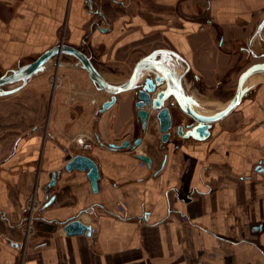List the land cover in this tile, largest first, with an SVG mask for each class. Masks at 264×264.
I'll list each match as a JSON object with an SVG mask.
<instances>
[{"label": "crops", "instance_id": "obj_1", "mask_svg": "<svg viewBox=\"0 0 264 264\" xmlns=\"http://www.w3.org/2000/svg\"><path fill=\"white\" fill-rule=\"evenodd\" d=\"M140 1L0 0V61L16 64L60 44L65 22V44L98 51L100 61L172 51L177 73H190L186 92L207 114L227 106L240 74L264 62V0ZM75 72L89 78L82 68ZM33 78L26 87L42 83ZM247 83L236 109L204 140L179 135L161 143L154 121L137 149L105 147L95 130L105 144L134 140L131 97L121 93L98 113L90 95L104 91L93 83L83 93L89 102L73 108L64 105V91L53 93L43 152L32 133L40 123L25 118L28 135L21 120L9 119L15 133L0 136V264H264V173L257 170L264 167V74ZM78 153L97 162V191L87 170H65ZM40 157L48 171L38 176ZM58 170L56 197L46 206L45 189ZM34 193L39 206L26 238Z\"/></svg>", "mask_w": 264, "mask_h": 264}, {"label": "water", "instance_id": "obj_2", "mask_svg": "<svg viewBox=\"0 0 264 264\" xmlns=\"http://www.w3.org/2000/svg\"><path fill=\"white\" fill-rule=\"evenodd\" d=\"M264 25V19L258 29L261 32ZM59 54H68L76 58L77 63L75 66H79L84 69L91 82L100 91H105L110 94V98L107 99L99 108L98 113H103L112 107L117 101L118 95L123 92L134 89L137 85L136 82L144 74L156 73V78L146 79L145 88L139 91L140 100L137 102L138 114L142 120V128L145 130L147 127V119L151 108L153 111L159 110L157 117L159 119V129L162 133L161 143H166L170 136V128L172 126L171 114L166 101L172 98L179 110L188 118L191 119V123L187 125L188 130L184 132L183 125L178 127V133L182 137H193L198 140H204L210 135V128L215 122L225 118L231 112H233L248 87V80L250 77L256 74H264V62H259L251 65L238 77L236 91L230 100V102L223 109L210 114H203L197 112L193 106H199V102L193 98L182 86L183 78L187 70L182 75L178 74L176 68L170 63L174 53L168 50H155L148 55L141 58L134 66L131 73L121 81L111 82L104 77L100 76L98 68L95 66L91 57L86 52L76 46L61 43L50 47L39 54L33 61L21 65L18 68L12 69L10 73H6L0 76V97L9 96L20 92L26 87L32 77L38 74L47 62H49L54 56ZM158 56L160 58H158ZM15 85L8 89H4L5 86ZM160 86L161 89L158 90ZM152 93H157L156 97H151ZM147 109H146V108ZM96 139L105 147L113 150H120L125 148L137 149L142 143V134L133 141L125 140L121 145L115 143L105 144L98 133L95 130ZM137 158L145 163H151L152 158L149 155L138 154ZM74 169L80 171L87 170V176L90 180L91 187L94 191L98 190V180L100 178L99 166L97 162L90 156L78 153L72 157L65 164L66 171H72ZM257 170L264 173V167L259 165ZM61 174V170H58L52 174L50 182L47 184L45 192L47 197L45 199V205L48 202L54 200L56 195L51 194L53 187L57 183V178Z\"/></svg>", "mask_w": 264, "mask_h": 264}, {"label": "rangeland", "instance_id": "obj_3", "mask_svg": "<svg viewBox=\"0 0 264 264\" xmlns=\"http://www.w3.org/2000/svg\"><path fill=\"white\" fill-rule=\"evenodd\" d=\"M138 7L140 6V0H136ZM65 21V20H64ZM62 30L60 31V41L58 43H66L67 40L71 36V30L67 28L65 22L62 24ZM76 32V31H75ZM78 33H81L79 31ZM77 47V46H76ZM50 48V47H48ZM79 48V47H77ZM81 49V48H80ZM84 52L88 54V56L93 57L97 60L95 61V66L98 68L99 72L103 73L109 80L111 81H121L122 79L126 78L131 71V68L137 58L140 55H133L132 59L126 61H119V63L112 62L109 57L103 58L102 61L98 60L100 54L98 51H92L91 48L86 47V49H82ZM44 50L36 53L30 57L23 59L22 61L16 64H6L0 61V76L6 73H10L12 69L18 68L21 65L27 64L33 61L39 54H41ZM102 52V51H100ZM93 60V59H92ZM93 61V62H94ZM77 60L75 57L68 55V54H59L54 56L49 62L45 64L43 70H41L38 74L34 75L33 77H37L40 75L42 79V83L38 86L36 84H30V86L24 88L20 92L15 94L0 97V136H8L13 135L15 132L11 124L7 121L9 119H19L25 125H21L23 132H25L28 128V122L24 119L30 117V119L34 122H38L41 126L32 131L37 137L40 139V145L38 149L42 152L48 148V115L52 111V104H51V97L54 92L56 91H64L66 102L64 105L69 103V107H75L76 102L84 101L88 103L89 100L83 98V93L87 90H94L93 84L90 78L86 77V73L84 72H75L79 66H75ZM75 68H72L74 67ZM79 69H81L79 67ZM127 74L124 78H120L122 74ZM42 75V76H41ZM32 77V80L34 79ZM31 81V80H30ZM14 85L5 86L4 89H8L10 87H14ZM91 100L94 102L92 103L94 109L101 106V104L110 98V94L105 92H94V94L90 95ZM196 106V105H194ZM200 106V105H199ZM198 106V107H199ZM63 116V115H61ZM185 122L191 121L190 118L186 116ZM5 123V125H3ZM92 130L97 129V126H91ZM77 128L74 126L67 127V130L71 132V134L77 135ZM26 133V132H25ZM31 133V134H32ZM30 134V133H26ZM76 137V138H77ZM47 141V142H46ZM74 145H72V151H77L76 148L78 144L77 140H74ZM42 157V155H41ZM40 157V160L37 163V172L38 176L41 170L48 171V164L43 165ZM43 161V160H42ZM43 169H42V168Z\"/></svg>", "mask_w": 264, "mask_h": 264}, {"label": "flooded vegetation", "instance_id": "obj_4", "mask_svg": "<svg viewBox=\"0 0 264 264\" xmlns=\"http://www.w3.org/2000/svg\"><path fill=\"white\" fill-rule=\"evenodd\" d=\"M252 54V53H251ZM250 54V55H251ZM148 55V54H147ZM146 56V55H145ZM144 57V56H143ZM143 57H140V58H137L131 68V71L133 70L135 64ZM158 58H160L158 56ZM190 73L189 72H186L185 75H184V78L185 77H189ZM147 78H151V79H155V78H152L150 76L148 77H144L140 80H138L136 82V87L132 90H129V91H126V92H123V93H128V95L131 97V103H132V108H133V121L134 123L132 124V131H133V134H134V139H136L137 137H139L141 134L144 135L146 132H148V127L151 123H154V121L156 122H159V119L157 117V113L159 110H156V111H153L151 108L150 109V113H149V116H148V119H147V127L146 129L144 130L142 128V120H141V117L140 115L138 114V107H137V102L140 100L139 98V91L142 89L145 88V85H146V79ZM195 78V77H194ZM182 86L183 88L185 89V85H184V81L182 82ZM161 87L163 86H160L158 88L161 89ZM186 90V89H185ZM156 94L157 93H152L151 94V97H156ZM166 106H168L169 108V111H170V114H171V119H172V126L170 128V136L168 138L167 141L170 142L171 139H173L174 137L176 136H179V133H178V127L180 125H183L184 126H187L188 124L191 123V121L189 122H185L186 119V116L179 110V108L176 106V104L174 103V100L172 98H170L169 100L166 101ZM146 108V107H145ZM147 109V108H146ZM160 130V129H159ZM162 137V136H161ZM168 142V143H169ZM167 143V142H166ZM175 147H178V144L175 143L174 145Z\"/></svg>", "mask_w": 264, "mask_h": 264}, {"label": "built area", "instance_id": "obj_5", "mask_svg": "<svg viewBox=\"0 0 264 264\" xmlns=\"http://www.w3.org/2000/svg\"><path fill=\"white\" fill-rule=\"evenodd\" d=\"M82 143H84L83 140H80ZM39 206V201L36 198V194L34 193L33 195H31L28 198V203H27V209L30 211V214L26 217V226L23 228V234L24 236L27 238L29 235H31L32 231H33V216H32V212L33 210H35L36 208H38Z\"/></svg>", "mask_w": 264, "mask_h": 264}, {"label": "bare ground", "instance_id": "obj_6", "mask_svg": "<svg viewBox=\"0 0 264 264\" xmlns=\"http://www.w3.org/2000/svg\"><path fill=\"white\" fill-rule=\"evenodd\" d=\"M99 74H100V76H102V77H104L105 79H107V77L103 74V73H101V72H99ZM148 76H150V77H152V78H156V73H152V74H144L143 76H141V78H139V80L140 79H142V78H144V77H148ZM107 80H109V79H107ZM105 92V91H104ZM193 98H195L196 100H197V102H199V97L196 95V94H193V93H191L190 94ZM194 95V96H193ZM199 104H200V102H199ZM193 108L197 111V112H199V113H203V114H207L206 112H204L201 108H200V106L198 107V106H193Z\"/></svg>", "mask_w": 264, "mask_h": 264}]
</instances>
